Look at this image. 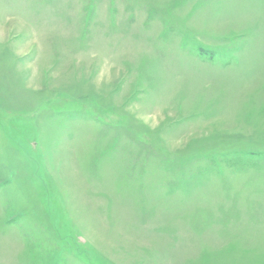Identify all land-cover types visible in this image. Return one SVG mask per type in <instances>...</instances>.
<instances>
[{
    "label": "rangeland",
    "instance_id": "obj_1",
    "mask_svg": "<svg viewBox=\"0 0 264 264\" xmlns=\"http://www.w3.org/2000/svg\"><path fill=\"white\" fill-rule=\"evenodd\" d=\"M0 264H264V0H0Z\"/></svg>",
    "mask_w": 264,
    "mask_h": 264
}]
</instances>
